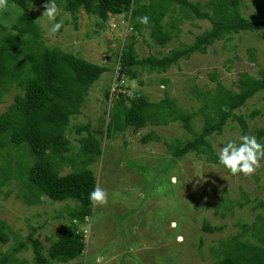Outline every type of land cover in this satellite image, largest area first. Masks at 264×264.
Returning a JSON list of instances; mask_svg holds the SVG:
<instances>
[{
    "label": "rangeland",
    "instance_id": "obj_1",
    "mask_svg": "<svg viewBox=\"0 0 264 264\" xmlns=\"http://www.w3.org/2000/svg\"><path fill=\"white\" fill-rule=\"evenodd\" d=\"M33 11L48 45L98 65L111 67V60L106 62L109 46H122L131 34L130 16L127 14H111L103 22L101 18L81 10L75 24L70 13H63L58 8L56 22L63 21L64 26L53 36L49 34L52 22L42 17L44 7H36ZM242 12L247 17L256 16L264 21L263 0H244ZM18 16L17 8L8 6L0 11V23L9 29ZM180 27L179 39L162 49L163 53L180 43L193 44L196 36L209 30L211 24L205 20H192ZM136 40L139 57L156 54V48L148 46V43H153L149 30L137 35ZM261 69H264V29L241 33L232 41L208 46L206 52L181 60L163 74L138 69L137 79L130 84L133 91H142L150 102H158L168 95L192 114L203 106L197 90L207 94L215 90L219 82L226 88L238 90L241 73L248 72L258 77ZM116 79L114 70L103 74L92 86L82 113L71 119L67 132L68 157L80 153V138L86 135V132L77 134L75 127L89 122L92 131L101 139L103 154L88 168L95 173L97 185L107 191L108 204L93 207L92 216L84 222H73L69 213L77 206L76 202H55L43 196L40 204L30 206L25 200V185L15 172L9 183L0 188V223H7L12 232L10 241L0 244V259L19 246L22 240L28 248L16 253L15 257L22 264H35L32 244L27 241L33 228H38L35 237L48 247V239H58L61 230H72L76 223V230L83 235L86 248L70 264H96L97 257L103 258L102 264H213L216 258L211 249L218 248L223 239L241 233L240 223L252 225L256 216L264 213L261 206L264 204V160L254 175L232 176L223 166L206 162L205 156L199 158L195 153H189L176 159L168 145L194 139L182 122L147 126L139 133L127 129L108 138L109 109L116 100L107 102L105 92L114 89ZM18 92L14 87L10 89L0 103V114L14 102ZM235 113L247 117L250 133L256 137L255 131L264 129V91ZM253 113H256L255 117L250 118ZM191 124L195 133L202 132L204 116H196ZM150 132L155 133L159 140L144 143L142 139ZM242 135L239 123L230 120L224 132L211 136L210 142L218 153L229 141L239 143ZM5 138L8 139V135ZM11 146L8 144L5 149ZM12 153L23 165L32 157L27 145L15 147ZM71 172V168H65L62 174ZM231 201L233 208H225V202ZM172 221L177 222V228L171 227ZM206 223L221 230L208 233L204 230ZM177 235L184 237L183 243H177ZM133 247L137 251H130Z\"/></svg>",
    "mask_w": 264,
    "mask_h": 264
},
{
    "label": "trees",
    "instance_id": "obj_2",
    "mask_svg": "<svg viewBox=\"0 0 264 264\" xmlns=\"http://www.w3.org/2000/svg\"><path fill=\"white\" fill-rule=\"evenodd\" d=\"M46 2L8 0V6L17 8L19 16L9 29L0 23V103L11 88L19 90L14 102L0 114V188L8 184L17 172L18 179L25 185L28 205L40 204L43 196L55 202L73 200L77 204L69 213L73 222H84L92 216L89 193L97 185V178L88 167L101 158L102 141L92 131L89 122L77 126L76 133L86 132V135L80 138V153L68 157L67 132L71 119L82 113L92 86L103 74L113 70L121 91L116 92L115 97L109 89L105 92L107 102L116 100L109 109L111 121L106 125L108 138L127 129L139 133L147 126L182 122L194 139L169 144L174 158L181 159L195 153L199 158L205 156L210 164L220 165L210 137L222 134L230 120L239 123L243 135L250 133L247 117L238 116L235 112L264 91V69L259 71L258 77L248 72L241 73L238 90L226 88L221 82L207 94L197 90L203 106L199 112L192 114L168 95L158 102H150L142 91H133L130 84L137 79L138 69L163 74L181 60L190 59L198 52H206L208 46L232 41L241 33L264 29L263 20L243 14L244 0H208L205 3L195 0H56L58 8L63 13H70L75 24L81 10L101 18L103 22L111 14L130 16L131 34L126 37L128 40L117 48L109 46L106 51L109 52L106 61L111 60V67L98 65L72 52L48 45L43 36L44 30L33 11L36 7L43 8ZM258 8L261 10V7ZM145 15L149 17L148 25L139 23L137 19ZM192 20L208 21L211 28L197 35L193 44L180 43L163 53L162 49L179 39L181 24ZM145 30L150 31L153 43H148V46L156 48V54L141 58L136 49V36ZM251 60L255 62L256 59L251 56ZM201 114L204 116V126L202 132L195 133L191 121ZM255 115L253 113L249 117L254 118ZM255 132L258 142L263 144L264 129ZM5 135H8V139ZM142 140L148 143L159 138L150 132ZM8 144L12 146L5 149ZM23 145L28 146L33 157L24 165L12 153L15 147ZM32 161L34 163L31 165ZM65 168H71L72 172L62 174ZM232 202H225V208H233ZM240 206L244 207L245 204ZM261 206L264 207V204ZM76 227L75 223L74 229L61 230L58 239H48V247L35 237L38 228H33L27 241L32 244L35 264H70L80 257L86 246L83 235ZM239 227L241 233L223 239L218 248L211 249L216 258L213 264H264V213H259L252 225L240 223ZM204 230L213 233L221 228H212L206 223ZM11 233L7 223H0V244H7ZM27 248L21 240L19 246L0 259V264H18L16 253Z\"/></svg>",
    "mask_w": 264,
    "mask_h": 264
},
{
    "label": "clouds",
    "instance_id": "obj_3",
    "mask_svg": "<svg viewBox=\"0 0 264 264\" xmlns=\"http://www.w3.org/2000/svg\"><path fill=\"white\" fill-rule=\"evenodd\" d=\"M8 7V0H0V11L6 10ZM44 11L43 18L51 23L49 34L55 35L59 33L60 29L64 26L63 21L56 22L58 15V5L56 0H47L43 5ZM138 22L143 25H148L149 17L147 15L138 17ZM107 62V61H106ZM218 162L223 166L230 175L237 176L243 174L245 176H252L256 173L257 169L261 166V161L264 160V144L258 142L255 135L244 134L240 136L239 143L235 141L227 142L221 147L217 153ZM175 182V178H173ZM89 202L93 207L106 206L108 204V193L100 185L94 186L93 190L89 193ZM171 227L177 228V222L172 221ZM184 237L177 235V243H183ZM130 251H137L135 247ZM103 258L97 257L96 264H102Z\"/></svg>",
    "mask_w": 264,
    "mask_h": 264
},
{
    "label": "built area",
    "instance_id": "obj_4",
    "mask_svg": "<svg viewBox=\"0 0 264 264\" xmlns=\"http://www.w3.org/2000/svg\"><path fill=\"white\" fill-rule=\"evenodd\" d=\"M120 91H121V90L118 89V85H116V86L114 87V89L111 91V92H112V96L115 97L116 92H120Z\"/></svg>",
    "mask_w": 264,
    "mask_h": 264
}]
</instances>
